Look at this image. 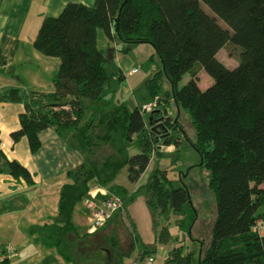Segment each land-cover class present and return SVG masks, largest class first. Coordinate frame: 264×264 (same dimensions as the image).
Listing matches in <instances>:
<instances>
[{
    "label": "trees",
    "instance_id": "16d2710c",
    "mask_svg": "<svg viewBox=\"0 0 264 264\" xmlns=\"http://www.w3.org/2000/svg\"><path fill=\"white\" fill-rule=\"evenodd\" d=\"M100 30L124 46L121 53L150 44L161 61V69L156 68L136 95V106L121 97L126 78L113 55L99 50ZM228 44L241 48L233 69L218 59ZM34 47L61 65L52 78V92H0V103L24 107L12 141L26 139L35 155L43 147L41 134L54 129L76 146L81 158V164L66 173L57 215L39 228L36 243L73 264H126L132 251L141 264L155 258L156 244H168L172 235L165 227L149 246L131 222L128 205L143 195L155 231L160 219H183L193 207L189 188L175 187L167 169L155 168L146 184L132 193L153 157H165L162 143L178 141L180 117L187 111L196 134L193 148L210 173L217 217L205 252L185 251L181 242L187 238L182 235L164 264H264V235L254 231L259 222L264 224V0H95L93 6L71 2L58 17L43 21ZM198 68L213 79L205 90L194 74ZM188 73L191 79L180 88ZM160 95L165 97L162 103ZM156 99L153 121L162 119L163 130L154 129L151 114L145 115ZM92 108L96 113L87 118ZM132 148L139 153L130 154ZM124 169L131 189L116 183ZM0 176L37 183L35 173L3 150ZM93 184L105 190L95 196L98 200L115 196L123 206L95 234H80L74 214L80 203L94 198ZM107 228L113 232L103 235Z\"/></svg>",
    "mask_w": 264,
    "mask_h": 264
},
{
    "label": "rangeland",
    "instance_id": "374dc122",
    "mask_svg": "<svg viewBox=\"0 0 264 264\" xmlns=\"http://www.w3.org/2000/svg\"><path fill=\"white\" fill-rule=\"evenodd\" d=\"M202 8L215 17L207 6L202 4ZM218 23L221 24L224 29L230 30L220 19H218ZM122 47L124 46L117 42V40L116 42H111L106 38L102 30L98 31V48L104 55L129 57L133 61L134 66L139 69L138 73L129 77L132 79L139 78L144 80L140 87L134 89L138 94V92L143 89L146 81L153 76L156 68L157 71L161 69V61L156 56L155 50L150 44L138 46L127 54L120 53V48ZM240 53L241 48L228 44L220 51L218 59L227 68L233 69L238 66ZM150 59H152V63L149 64L148 60ZM142 60H144V63ZM194 74L197 76L201 89L205 90L213 84V79L204 70L198 68L195 70ZM190 79L191 74H186L179 83V87H183ZM162 83L164 90H167V80L163 79ZM128 103L130 107L134 106L133 102L130 103V101H128ZM94 113H96V110L92 108V110L88 112L87 118L91 117ZM169 113L172 117L176 115L174 108H171ZM180 122L182 124V129H179L176 133V139H178V141L174 140L171 146L162 143L161 150L165 154V157L160 160L153 157L152 160L155 161L156 168L167 169L169 171V175L175 187L187 186L189 188L193 207L187 210L186 216L183 218L184 220L181 218L182 221L176 216H171L169 220L164 218L160 219L157 231L154 229L152 213L143 195L136 198L135 201L128 205V214L131 218V222L136 225L145 243L151 245L155 240V236L157 235L159 237L163 228L167 227L173 239L165 246V252H170L174 246L177 245L175 239L181 238L182 240V235H184L187 240L181 243L184 245L185 249L200 253L207 250L212 240L213 227L217 217L216 203L214 194L209 188L210 173L207 168L201 164L200 155L195 151L192 145V143L195 142L196 134L192 126L191 117L187 111L182 112ZM70 143L71 144H68L66 142L69 147L73 148L72 145L76 147L72 142ZM138 153L139 150L137 149L132 148L130 150V154L132 155ZM70 166L71 160L66 162L64 167L65 172L71 168ZM56 168L57 166H53L45 179L37 177L36 181L39 182L36 187L26 184L25 188L17 189L15 194L9 199L4 200V198H2L0 200V230L4 233L9 231L11 235L14 236L13 244L17 248V258H14L11 264H73L69 262L65 256V259L60 257L54 249L45 248L35 241V236L38 234L40 226H43L45 223H50L57 215L54 213V207L57 205L58 196L63 185L57 186L55 180L57 178L59 180L62 179L63 184L68 182L66 175L61 176L60 172L58 175L55 174ZM145 180H148L146 176L143 177V181ZM116 183L123 184L131 189L132 185L127 178V169H124L120 173ZM137 187L138 185L134 186L132 193L138 190ZM38 191L40 192V196L36 195ZM45 194H49L47 198L44 196ZM44 197L49 201L47 200L44 202ZM53 198H55V200ZM40 202L45 206L41 207ZM42 211L45 213L43 218L41 217ZM74 220L77 226H80L79 230L81 234L88 231V224L85 217L75 213ZM180 221L183 224L182 226L179 225ZM128 223L129 222L125 219V226L129 227ZM110 232H113L112 229L107 228L103 235L109 234ZM156 250L157 264H163L166 253L160 250L159 242L156 244ZM135 257L136 251H132L130 256L125 257V262Z\"/></svg>",
    "mask_w": 264,
    "mask_h": 264
},
{
    "label": "crops",
    "instance_id": "0c3cea01",
    "mask_svg": "<svg viewBox=\"0 0 264 264\" xmlns=\"http://www.w3.org/2000/svg\"><path fill=\"white\" fill-rule=\"evenodd\" d=\"M94 1L95 0H0V92L9 88L42 93L52 92L54 90L52 78L59 70L61 63L58 59L47 57L35 49L34 41L38 35L39 29L46 18L58 17L68 3L75 2L93 6ZM113 58L126 78L121 86V97L124 101L133 102L134 106H136L137 92H135L134 89L140 87L144 80L129 78L131 77L129 74L130 71L136 68L129 57L113 56ZM142 62L144 63V60H142ZM23 112L24 107L21 104L0 103V150H3L10 160L20 162L35 173L36 178L42 177L44 179L53 166H57L55 174L58 175L60 172V175L63 176L66 175L68 171L75 169L81 164L78 149L69 147L66 142L55 133L54 129H49L41 134L43 147L40 152L35 155L31 153L26 139H22L17 144H14L11 133L19 129V118ZM70 160L71 168L65 172V164ZM155 168V161L152 160L148 170L138 183V189L147 182L146 180L143 181V177L146 176L147 179ZM38 182L39 181H37V183ZM37 183L31 186L36 187ZM55 183L57 186L63 185V180L57 178ZM25 186L26 184L23 181L0 176V200L2 198H4V200L9 199L15 194L17 189L25 188ZM104 194V189H101L95 184L92 185L91 195L103 196ZM36 195L40 196V192H36ZM48 195L45 194L44 196L47 198ZM45 197L44 202L48 200ZM53 199L55 200V198ZM40 206L44 207L45 205L43 206V203L40 202ZM76 211L78 214L85 217L88 224L87 216L81 213L78 207ZM54 213L57 214V205L54 207ZM44 215L45 213L42 211L41 217L43 218ZM74 223L76 224L75 220ZM77 227L80 229V226ZM37 236L38 234H36L35 239ZM13 243L14 236L11 235L9 231L4 233L0 230V246L3 248L13 247L17 250ZM166 245H160V250L166 253L165 258H167L169 254V252H165ZM185 251H188V249H185ZM16 258L17 256L15 259ZM13 260L14 258L4 264H11ZM147 260L148 259H146L143 264H146ZM126 264L141 263L137 261L136 254V257L126 262ZM154 264H157V254L154 258Z\"/></svg>",
    "mask_w": 264,
    "mask_h": 264
},
{
    "label": "built area",
    "instance_id": "2783aa9c",
    "mask_svg": "<svg viewBox=\"0 0 264 264\" xmlns=\"http://www.w3.org/2000/svg\"><path fill=\"white\" fill-rule=\"evenodd\" d=\"M139 69L135 68L130 72V75L138 73ZM157 99L162 103L165 101V97L160 95ZM157 99L147 107L145 115L151 114L157 107ZM96 198L92 195V198ZM86 200L78 205V210L87 216L88 220V233L90 235L95 234L99 229L104 227L106 223L111 218L112 214L117 210L122 208V201L115 196L104 200ZM254 231L260 235H264V224L259 222L255 226ZM17 256V250L13 247H1L0 246V264H4L7 261L15 258ZM146 264H154V258L150 257Z\"/></svg>",
    "mask_w": 264,
    "mask_h": 264
},
{
    "label": "water",
    "instance_id": "95a60500",
    "mask_svg": "<svg viewBox=\"0 0 264 264\" xmlns=\"http://www.w3.org/2000/svg\"><path fill=\"white\" fill-rule=\"evenodd\" d=\"M161 120H162V119L154 120V121H153V114H151V116H150V124H151L152 126H154V125L156 124V122L161 121ZM159 126H160V127H158V129L163 130V128H164V124L161 123ZM156 128H157V127H154V129H156Z\"/></svg>",
    "mask_w": 264,
    "mask_h": 264
},
{
    "label": "flooded vegetation",
    "instance_id": "af4514ba",
    "mask_svg": "<svg viewBox=\"0 0 264 264\" xmlns=\"http://www.w3.org/2000/svg\"><path fill=\"white\" fill-rule=\"evenodd\" d=\"M153 112V111H152ZM152 112H151V114H152ZM157 120H159V119H157ZM163 121L161 120V121H158V122H156V124L154 125L155 127H160L159 125L162 123Z\"/></svg>",
    "mask_w": 264,
    "mask_h": 264
}]
</instances>
